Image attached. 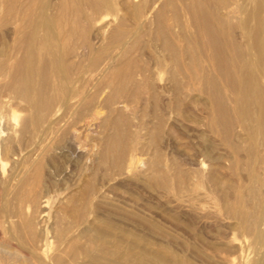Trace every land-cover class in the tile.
Here are the masks:
<instances>
[{
  "label": "rangeland",
  "instance_id": "obj_1",
  "mask_svg": "<svg viewBox=\"0 0 264 264\" xmlns=\"http://www.w3.org/2000/svg\"><path fill=\"white\" fill-rule=\"evenodd\" d=\"M139 1L150 13L163 0ZM41 2L49 5V16L58 11L59 0ZM176 2L184 24L186 4ZM112 7L87 35L92 51L82 40L74 42L80 45L71 56L75 77L94 72L97 52L103 64L120 54L111 32L123 11ZM89 8L83 3L86 13ZM1 14L0 32L10 28ZM155 26L153 22L143 31L130 53L141 66L137 79L151 69L154 89L127 81L108 101L113 90L103 88L104 104L88 108L81 121L73 111L70 120L79 122L62 137L52 121L65 107L58 104L34 118V108L21 100L22 91L4 85L9 78L0 70V264H87L90 254L106 264H146L153 256L170 264H264V123L257 119L259 107L252 106L253 118L242 114L236 91L208 67L207 59L202 62L209 71L198 69L201 86L187 56L189 63L176 78L181 98L173 104V63L152 35ZM243 32L241 27L234 31L246 44ZM9 61L0 60V69ZM239 61L246 63L245 58ZM115 126L124 151L106 158L100 151Z\"/></svg>",
  "mask_w": 264,
  "mask_h": 264
},
{
  "label": "bare ground",
  "instance_id": "obj_2",
  "mask_svg": "<svg viewBox=\"0 0 264 264\" xmlns=\"http://www.w3.org/2000/svg\"><path fill=\"white\" fill-rule=\"evenodd\" d=\"M115 1L119 7L112 0H59V5L55 3L58 11L56 9V12L51 13L53 10H50L51 15L49 16V5L40 3V0H0L2 21L6 23L5 26L10 25L9 29L6 30L5 28L0 32V43L3 44V48L0 49V60L8 59L12 61H9L8 64L4 63V66L1 65V67L3 66L0 69L2 74L9 78L8 84L4 85H7L11 90L22 91L20 93L22 94L21 100L23 98V101H26L27 107L31 105L32 110L34 108V112L32 111L34 118L49 114L58 104L61 105V108L65 107V112L61 116L57 115L59 117L52 121L54 126H59V129H57L61 131L62 137L67 135L70 128L79 122L76 123L75 120L72 119L75 122L70 120L73 111L78 114V118L75 119L81 121L85 117L88 108L104 104L105 100L100 99L103 88L109 87L110 90H113L108 101L115 97V91L118 92L120 89H117L127 81H131L139 89L143 86L154 89L151 69L148 70V73H141L142 79L138 80L136 74H138L141 66L137 58L130 56L143 31L147 33L154 22L156 29L154 33L152 32V35L162 41V47L167 51V55L173 63V72L170 71L175 92L173 104L177 106L181 98V87L176 78H180L178 74L183 71L185 64L188 62L184 61L186 60L184 57L189 58L190 63L188 62V65H190L189 67L193 72V79L197 81L201 78L200 74V78L198 76V69L207 66L203 64L202 60L207 59L209 62L208 67H214L221 76L227 79L229 86L236 91L238 110L247 117L253 118L251 108L256 104L260 110L257 119L260 123H264V0H240L239 3L230 0L231 4L227 3V0H180L185 2V13L188 15V22L184 24L181 23L184 21L181 20L180 22L176 2L178 0H163L156 11L150 12L153 18L148 13L147 5H143L139 0ZM83 3L90 6L89 13L84 11ZM232 3L236 4L233 6ZM113 5L116 7L115 9L123 11L119 15L116 28L111 32L112 39L118 42L115 45L116 48H121L120 54L110 57L111 60L109 62L105 60L108 63L103 64L100 56L96 57L100 51L97 52L93 59L95 64L90 63L94 67V72L87 78L81 73H79L81 77H77L78 75L75 77L71 56L80 45L76 47L74 42L80 39V41H83L82 45L88 51H92L87 35L96 21L109 14L108 10ZM180 6L182 7V5ZM52 8L55 7L52 6ZM169 10H171V13H169ZM236 27H241L244 31L246 44L241 43L235 35ZM136 33H138L137 36ZM79 55L76 57H81L80 61L82 62L84 58ZM204 57L205 59H203ZM240 58L246 59L244 65L239 63ZM85 59L88 60L87 57ZM77 68L83 69L82 64L77 65ZM85 70L86 68H84ZM206 70H208L207 67ZM51 71H54L53 74L56 76L53 75L55 78L52 81L50 80L52 77H49ZM105 76L108 78L107 81L104 78ZM212 79L211 77V81ZM215 79L218 83L216 77ZM204 80L208 83V86L213 85L210 80ZM201 83L203 82L201 81ZM207 83L205 84L207 85ZM135 85L134 87H136ZM217 93L219 94V92ZM156 99L157 96L154 94L155 102ZM228 103L226 102V104ZM13 118L17 119V115L13 114ZM225 124L227 125V122ZM253 125L255 126L254 123ZM261 125L263 126V124ZM58 130L55 131L54 129L53 131L58 133ZM262 132L264 131L262 130ZM227 143L229 142L227 141ZM122 147L121 132L115 126L114 131L107 136L106 144L101 149L100 154L104 157L112 154H123L124 149ZM234 148L237 149L238 146ZM257 216L259 217L258 214ZM100 231H96L98 235L101 234ZM152 258L151 263L146 264H170L158 256ZM88 259L87 264H106V261L103 262L95 255H88ZM140 264L145 263L140 262Z\"/></svg>",
  "mask_w": 264,
  "mask_h": 264
}]
</instances>
